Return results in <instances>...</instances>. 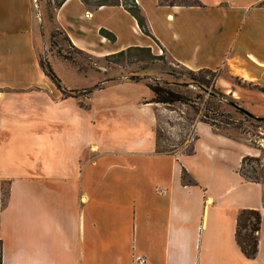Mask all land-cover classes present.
Wrapping results in <instances>:
<instances>
[{"label":"crops","instance_id":"obj_1","mask_svg":"<svg viewBox=\"0 0 264 264\" xmlns=\"http://www.w3.org/2000/svg\"><path fill=\"white\" fill-rule=\"evenodd\" d=\"M134 1L152 37L122 4L61 0L53 24L95 58L156 46L264 85V0ZM33 5L0 0V264H264L263 188L238 172L248 146L195 122L192 153H158L138 82H105L85 108L61 97L37 63ZM242 209L261 214L253 258L234 239Z\"/></svg>","mask_w":264,"mask_h":264},{"label":"rangeland","instance_id":"obj_2","mask_svg":"<svg viewBox=\"0 0 264 264\" xmlns=\"http://www.w3.org/2000/svg\"><path fill=\"white\" fill-rule=\"evenodd\" d=\"M59 1L33 0V10L38 19L35 45L38 66L39 59L46 62L59 79L61 88L75 90L74 96L70 97L81 100L80 103L84 108L85 96L89 94L83 92L86 88L95 83H111L130 80L131 77L136 78L137 82L145 86L149 92L143 103L146 102L157 110V112L155 110V150L162 153L187 154L195 138L193 124L202 122V119L207 120L212 125L202 123L208 125L214 132L227 135L248 146L249 154L243 161L244 170L262 185L264 200V104L253 97L256 95L262 97L264 92L261 87L264 85L256 81L244 80L231 73L226 67H221L217 71L187 69L156 46L153 52L131 47L123 50L122 53L116 52L99 58L82 50L78 52L68 44L60 29L49 21V16ZM118 1L127 2V0ZM95 2L96 0H87L89 5ZM178 4L200 5V2L181 0ZM57 50L66 59L57 55ZM44 76L53 83L60 96L64 97L55 83L48 76ZM220 76L229 82L227 91L216 83ZM147 83L177 93L182 100L169 104L154 102L152 101L154 94L146 86ZM242 109L244 112L241 111ZM249 114L257 119L250 117ZM188 179L190 178L187 175L184 181L189 182ZM5 197L6 187L3 185L2 199L4 200Z\"/></svg>","mask_w":264,"mask_h":264},{"label":"trees","instance_id":"obj_3","mask_svg":"<svg viewBox=\"0 0 264 264\" xmlns=\"http://www.w3.org/2000/svg\"><path fill=\"white\" fill-rule=\"evenodd\" d=\"M81 1L84 2L85 4H88L87 0H81ZM162 1L167 3V4L172 5L174 3H178V1H181V0H162ZM194 2H195V0H194ZM60 4H61V0L55 5V7L52 10L51 16H49V21L51 24H53V11ZM112 4H114V5L115 4H122V6L135 18L140 30L145 35L152 37V35L149 32L148 26L146 24L145 18L142 15L140 8L138 7V5L135 3L134 0H127V2H122V1L120 2L118 0H113V1H111V0L110 1H108V0H96V2L94 3V5H96V6L112 5ZM60 31L64 34L66 41L68 42V44L72 48H74L78 52H82L81 50L75 48L72 45L69 38L67 37V35L62 30H60ZM100 33H101V35L106 37L109 41L114 40V36L111 33H109L108 31L100 30ZM132 48L149 50L148 48H140V47H132ZM127 49H130V48H127ZM122 52H123V50L119 51L118 53H122ZM56 53H57V55L62 56L63 58L66 59V57H64L60 51L57 50ZM39 66H40L42 72L44 73V75L48 76L55 83V85L60 89V91L62 92V95L64 96L63 98L74 96L75 90H73V89L66 90L65 88H61L59 79L51 71L49 65L46 62H43V60L39 59ZM108 80H106V81H108ZM130 80L137 82V79L134 77H131ZM103 84H104L103 82L95 83L94 85L86 88L83 92L88 94L94 89L101 88V86ZM146 86L154 94V96L152 98V101H154V102L169 104L172 102H177V101L182 100V97L179 96L177 93L175 94V93L169 92L161 86L151 85L149 83H147ZM261 90L264 92V87H261ZM82 105L83 104L80 103V106H82ZM241 111L244 112L243 109ZM201 121L204 123H207L209 125H212L211 123H209L205 119H202ZM192 151H193V149L191 148L189 151H187V154H190ZM157 152L162 153L159 151H157ZM245 158H247V156H244L241 158L238 172L244 179L250 180L252 182H257L254 176L252 177V176L247 175L246 171L244 170V166H243L244 162L243 161L245 160ZM186 177H187V174L183 170L182 171V179L185 180ZM187 181H191V180L188 179ZM259 223H260V213L257 210L242 209L237 214L234 239H235V242L238 245L239 249L243 253V255L247 258H253L257 252L256 232L259 230ZM246 227H248V229Z\"/></svg>","mask_w":264,"mask_h":264},{"label":"built area","instance_id":"obj_4","mask_svg":"<svg viewBox=\"0 0 264 264\" xmlns=\"http://www.w3.org/2000/svg\"><path fill=\"white\" fill-rule=\"evenodd\" d=\"M133 264H145V258L144 257H135L133 259Z\"/></svg>","mask_w":264,"mask_h":264},{"label":"water","instance_id":"obj_5","mask_svg":"<svg viewBox=\"0 0 264 264\" xmlns=\"http://www.w3.org/2000/svg\"><path fill=\"white\" fill-rule=\"evenodd\" d=\"M249 116H251V117H253V118H256V117H254L253 115H251V114H249Z\"/></svg>","mask_w":264,"mask_h":264}]
</instances>
